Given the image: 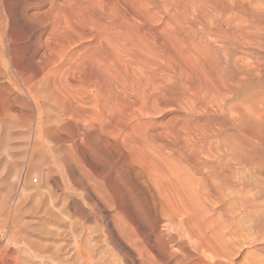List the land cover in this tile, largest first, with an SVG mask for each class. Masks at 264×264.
Wrapping results in <instances>:
<instances>
[{
    "label": "rangeland",
    "instance_id": "1",
    "mask_svg": "<svg viewBox=\"0 0 264 264\" xmlns=\"http://www.w3.org/2000/svg\"><path fill=\"white\" fill-rule=\"evenodd\" d=\"M259 89L264 0H0V264H264Z\"/></svg>",
    "mask_w": 264,
    "mask_h": 264
},
{
    "label": "bare ground",
    "instance_id": "2",
    "mask_svg": "<svg viewBox=\"0 0 264 264\" xmlns=\"http://www.w3.org/2000/svg\"><path fill=\"white\" fill-rule=\"evenodd\" d=\"M4 55H5V53H4ZM5 57V56H4ZM7 61V60H6ZM9 61V60H8ZM4 63H7L8 64V62H5L4 61ZM12 67V66H11ZM7 68H8V66H7ZM235 72V71H234ZM237 74V73H236ZM238 74H239V72H238ZM227 75L233 80V82H235L234 80H236L237 79V77L235 76V74L233 73V70H231V71H229V72H227ZM238 82H240L239 80H238ZM235 83V84H238L239 86L241 85L240 83ZM249 84V83H248ZM248 84H246V87L248 86ZM243 85H244V83H243ZM251 85H253V84H251ZM249 88H250V84H249V86H248ZM252 87V86H251ZM248 88V89H249ZM242 89H244V86H243V88ZM247 89V90H248ZM252 89H254V88H252ZM247 90H245L244 89V91H243V93L246 91L247 92ZM249 90H251V88L249 89ZM260 90V89H259ZM251 91H253V90H251ZM257 91V90H256ZM260 91H263V90H260ZM249 92V91H248ZM264 92V91H263ZM243 93H241L240 92V94L241 95H243ZM250 93V92H249ZM262 93V92H261ZM239 94V95H240ZM257 94L258 95H253L254 97H252V99H250L249 98V101L251 102V100H252V102L251 103H253V102H255V101H253V99L255 100V99H257V96H259L260 94L258 93V91H257ZM251 96V95H250ZM261 96V95H260ZM239 98H240V96H238ZM246 97V96H245ZM261 97H259L258 98V101H259V99H260ZM241 99V98H240ZM243 99H244V97H243ZM242 99V100H243ZM262 99H264V98H261L260 100H262ZM236 100H237V98H236ZM235 100V101H236ZM241 100V101H242ZM246 100H248V99H246L245 98V101ZM241 101H238L237 102V104L236 105H233V104H231V106H229L228 108V113L230 112V114H229V116H230V118H231V120H232V125L235 127V131H231V132H228V133H224L223 135V139H222V142H223V144L225 145V147H228V149L232 152V154H234V156L235 157H237L238 158V160L239 161H243L244 163H246L248 166H250L253 170H255V172L254 173H258V174H261V176H264V152L263 151H261L260 149H259V147H264V107H263V103H264V101L262 100V104H261V107H263V109L262 108H258V106L257 105H255V106H257V108L258 109H254V108H252L253 106H254V104H256V102L252 105V106H249V107H251L252 109H253V111H252V109H251V111L252 112H250L249 110V107L247 108V105H249L248 104V102L246 101V103H241V105H239V102H241ZM257 101V100H256ZM258 101H257V103H258ZM228 102V101H227ZM249 102V103H250ZM259 103H261V101H259ZM258 103V104H259ZM245 104H247V105H245ZM244 106V107H246V108H243V107H241V109L243 108V111H241L239 108V106ZM224 109V108H223ZM227 109V108H226ZM226 109H224V110H226ZM236 109H237V111H236ZM238 109H239V112H238ZM249 109V110H248ZM236 111V112H238V114H236V112L235 113H232L231 111ZM247 110V112H245V111ZM261 110V111H260ZM227 111V110H226ZM249 111V112H248ZM11 116V115H10ZM13 116H14V114H13ZM16 116V115H15ZM12 117V116H11ZM5 118V117H4ZM6 118H10V117H6ZM14 118V117H13ZM16 118V117H15ZM14 118V121L16 122V119ZM0 119H1V117H0ZM3 119V118H2ZM5 120H8V119H5ZM9 121V120H8ZM7 121V122H8ZM2 122V121H1ZM5 122V121H4ZM6 122V123H7ZM11 122H12V118H11ZM9 123V125L10 124H12V123ZM5 123V124H6ZM18 123V122H17ZM13 124H15V123H13ZM2 127H3V125H1ZM6 126V125H5ZM4 126V127H5ZM15 126V125H14ZM2 128V129H4L5 130V128ZM11 127V126H10ZM10 127L8 126V128H7V130L10 132L11 131V129H10ZM16 127V126H15ZM12 128H13V126H12ZM6 130V131H7ZM2 131V130H1ZM5 131V132H6ZM8 132V133H9ZM1 133V132H0ZM7 133V132H6ZM240 133H245L246 134V136H248V141H246V142H244V140L242 141V139H241V136H240ZM9 134H11V133H9ZM3 135H4V132H3ZM39 135H41V134H39ZM9 136V135H8ZM8 136L7 137H5V138H8ZM11 136V135H10ZM42 136V135H41ZM1 137V136H0ZM12 137V136H11ZM37 137V136H36ZM5 138H1V139H5ZM39 138V137H38ZM37 138V139H38ZM9 139V138H8ZM11 139V138H10ZM7 140H4V142L5 143H7L6 142ZM10 141V140H9ZM2 142V140L0 141V143ZM3 142V143H4ZM6 145H8V144H5V146ZM8 147V146H7ZM229 151V152H230ZM231 154V153H230ZM250 169V168H249ZM251 170V169H250ZM255 186V185H254ZM256 188V186L254 187V189ZM239 190L240 189H238V191L237 192H235L234 194H233V197H232V199H233V201L234 202H236V204L238 205V207H239V209H243L245 212V214L243 215V217H242V220H244V221H246V222H249V223H251V225H252V227L256 230V229H259L260 228V230L262 231V228H264V223L263 222H261L260 221V219H259V217H258V215H259V212H258V214H257V210H258V204H256V202H255V197H256V195L258 194V192L256 193V195H255V197H252V194H254L253 192H252V194H248V192L247 193H245L246 194V196H248V195H250L251 197H250V199H247V198H245L246 196H245V194H244V196L239 192ZM264 190V189H263ZM263 190H262V193H263ZM247 191H249V190H247ZM251 192V191H250ZM248 194V195H247ZM22 205V204H21ZM22 206H23V208H22ZM21 206V208H22V210L23 209H25L24 208V205H22ZM28 206V205H27ZM27 206H26V208H27ZM2 207V206H1ZM0 207V208H1ZM20 208V207H19ZM19 208H17V209H19ZM20 210V209H19ZM263 211L264 210H262V213H263ZM261 214V213H260ZM262 215V214H261ZM171 218V217H170ZM172 219V218H171ZM165 220V219H164ZM173 220V219H172ZM261 220H262V216H261ZM165 221H169V220H165ZM166 223V222H165ZM171 224H172V227L171 228H173V226L175 225V223H176V221H175V223H174V225H173V223L172 222H170ZM260 223H262V224H260ZM167 226L168 227H170V225H169V222H168V224H167ZM176 226V225H175ZM178 226H179V224H178ZM175 230V229H174ZM259 230V231H260ZM181 232V231H180ZM264 232V231H263ZM231 233V232H230ZM182 234V233H181ZM227 234H229L228 232H227ZM261 233H259V235H260ZM264 234V233H263ZM262 234V236H260L259 237V235H258V238H256L257 240L255 241V242H257V243H259L261 240H262V242L264 241V235ZM231 235V234H230ZM229 236V235H228ZM234 236V235H233ZM232 236V237H233ZM87 237H89V236H87ZM231 237V236H230ZM190 239H191V237H190ZM85 240V239H84ZM86 240H87V238H86ZM88 241V240H87ZM86 242V241H85ZM85 242L83 243L82 242V244H85ZM91 242V241H90ZM190 242H192V241H190ZM255 242H253V244H255V245H257ZM261 242V243H262ZM89 243V241L85 244L86 245V247H87V244ZM260 244V243H259ZM85 245H83V246H85ZM82 246V247H83ZM93 246V245H92ZM261 246V245H260ZM78 247H81V246H79L78 245ZM77 247V248H78ZM193 247H195L194 245H193ZM198 248H199V246H197ZM196 247V248H197ZM257 247V246H256ZM84 249H86L85 247H83ZM88 248L89 247H87V250H88ZM79 250H80V248H78ZM78 249H77V251H78ZM83 249V250H84ZM202 249V248H201ZM258 250H262V251H264L263 250V248L262 249H259V248H257ZM193 250H194V248H192V251H191V255H193ZM202 250H204V248L202 249ZM202 250H200V252L202 251ZM196 251V250H195ZM194 251V252H195ZM79 252V251H78ZM77 252V254H83V252H82V250H81V253L79 252L78 253ZM84 252H87L86 250H84ZM89 252V251H88ZM203 252V251H202ZM261 252V251H260ZM196 253H199V252H196ZM264 253V252H263ZM262 253V254H263ZM87 253H85V255H86ZM202 254V253H201ZM84 255V254H83ZM200 255V254H199ZM203 255V254H202ZM80 256V255H79ZM81 257V256H80ZM193 257V256H192ZM203 257H204V255H203ZM172 258H173V256H172ZM176 259H177V257H175ZM249 258H250V255H249ZM255 258V257H254ZM253 258V259H254ZM174 259V258H173ZM172 259V260H173ZM176 259H174V260H176ZM182 259V258H181ZM210 259V258H209ZM213 259H214V257H213ZM251 259V258H250ZM262 259H263V257H262ZM261 259V260H262ZM174 260H173V262H174ZM263 261H264V259H263ZM188 264L190 263V261H186ZM252 262V264H253V261H250V263ZM256 263H258L257 261H255ZM254 262V263H255ZM262 262V261H261ZM261 262H259V264H261ZM192 263H194V262H192ZM175 264H177V262L175 263ZM191 264V263H190ZM208 264V263H207ZM216 264V263H215Z\"/></svg>",
    "mask_w": 264,
    "mask_h": 264
}]
</instances>
